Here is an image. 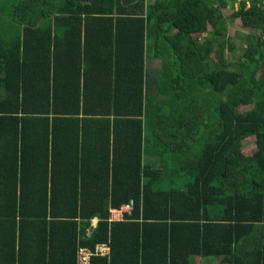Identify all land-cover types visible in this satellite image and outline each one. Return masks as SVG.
<instances>
[{
  "label": "trees",
  "instance_id": "obj_1",
  "mask_svg": "<svg viewBox=\"0 0 264 264\" xmlns=\"http://www.w3.org/2000/svg\"><path fill=\"white\" fill-rule=\"evenodd\" d=\"M263 25L260 0H0V264H264Z\"/></svg>",
  "mask_w": 264,
  "mask_h": 264
},
{
  "label": "built area",
  "instance_id": "obj_2",
  "mask_svg": "<svg viewBox=\"0 0 264 264\" xmlns=\"http://www.w3.org/2000/svg\"><path fill=\"white\" fill-rule=\"evenodd\" d=\"M260 5L264 8V0H260ZM262 38L264 39V25L262 29ZM133 200H130L128 203L121 205L120 207H111L109 209L110 216L108 220L118 221L124 218V214H130L133 210ZM110 251V246L108 242L97 243L93 250L87 248H79L77 252V260L79 264H89L90 258L92 255H107Z\"/></svg>",
  "mask_w": 264,
  "mask_h": 264
},
{
  "label": "rangeland",
  "instance_id": "obj_3",
  "mask_svg": "<svg viewBox=\"0 0 264 264\" xmlns=\"http://www.w3.org/2000/svg\"><path fill=\"white\" fill-rule=\"evenodd\" d=\"M226 13H228V11H226ZM227 26L228 27V35L233 39V41L235 42L236 48L233 50L234 55H232L230 52L227 54L229 60H233L234 58H238L239 56H241L244 47L246 46V41L244 38V34L247 33V31L242 32V28H241V23L240 21H238V19H234L231 22L227 21ZM237 34V37L235 36ZM228 52V51H227ZM156 65V64H155ZM249 106H243L241 107V110H245L248 109ZM239 109V108H238ZM253 143V137L248 138L247 140L244 141V150L246 152H250V148L252 146ZM183 183L179 182L177 184V186H181ZM93 221V220H92ZM93 223V222H92ZM200 261V257L198 256L197 258V262L196 264H223L221 263L219 260H211L208 262H199ZM194 262V259H193Z\"/></svg>",
  "mask_w": 264,
  "mask_h": 264
},
{
  "label": "crops",
  "instance_id": "obj_4",
  "mask_svg": "<svg viewBox=\"0 0 264 264\" xmlns=\"http://www.w3.org/2000/svg\"><path fill=\"white\" fill-rule=\"evenodd\" d=\"M225 12H226V11H225ZM238 21H240V20L238 19ZM240 23H241V22H240ZM228 27H229V26H228ZM209 28L211 29L210 26H209ZM241 28H242V32H244V31H245V32H246V31L248 32L247 29H245V28H243V27H241ZM227 32H228V30H227ZM236 34H238V33H236ZM245 34H247V33H245ZM245 34H244V38H245ZM228 36H229V35H228V33H227V37H228ZM229 37H230V36H229ZM230 38H231V37H230ZM227 51H228V52H227ZM229 52H230L232 55H234V52H235V51H234V52H233V50L230 51L229 48L226 46V47L224 48V55H225V57L227 58L228 61H229V58H228L227 54H228ZM232 52H233V53H232ZM147 64L155 65L156 63H155L154 60L147 59ZM92 220H93V221H92L93 223L91 222V225H92L93 227H95L96 224H97V218H94V219H92ZM99 243H102V242H99ZM96 244H97V243H96ZM96 244H95V245H96ZM108 244H109V243H108ZM109 246H110V245H109ZM94 247H95V246H94ZM81 248H85V247H81ZM87 249H88V248H87ZM93 249H94V248H93ZM93 249H89V250H93ZM78 250H79V248H78ZM78 250H77V252H78ZM109 253H110V251H109ZM109 253H108V254H109ZM108 254H107V255H108ZM92 256H106V255H92ZM92 256H91V257H92ZM197 258H198L197 256L194 257V262H193V264H196V262H197ZM90 260H91V258H90ZM208 261H211V260H208V259H207L205 262H208ZM199 262H202L201 259H200ZM89 264H90V263H89Z\"/></svg>",
  "mask_w": 264,
  "mask_h": 264
}]
</instances>
